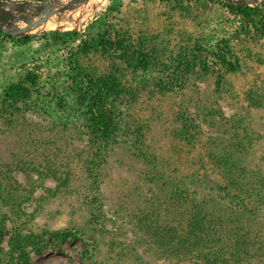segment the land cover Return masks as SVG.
<instances>
[{"label": "rangeland", "instance_id": "obj_1", "mask_svg": "<svg viewBox=\"0 0 264 264\" xmlns=\"http://www.w3.org/2000/svg\"><path fill=\"white\" fill-rule=\"evenodd\" d=\"M97 2L26 37L0 36V173L22 193L0 264H227L216 249L175 256L158 239L161 227L181 232V206L193 199L225 218L232 239L240 230L259 249L262 258L243 264H264V204L254 190L264 188V17L223 0ZM98 35L106 50L74 64ZM76 63L108 88L98 93ZM98 98L110 124L93 164ZM32 157L45 164L31 166ZM219 158L237 166L241 190ZM11 208L0 203V214ZM15 224L38 240L28 262L10 255ZM63 231L71 235L57 241Z\"/></svg>", "mask_w": 264, "mask_h": 264}, {"label": "trees", "instance_id": "obj_2", "mask_svg": "<svg viewBox=\"0 0 264 264\" xmlns=\"http://www.w3.org/2000/svg\"><path fill=\"white\" fill-rule=\"evenodd\" d=\"M231 9L239 11L241 14L249 15L252 14L254 16H263L264 17V3L259 6L251 7V6H243V7H235L232 5H228ZM62 37H77V32H67L60 33ZM4 36L6 38H11L10 35L5 34L2 30H0V36ZM110 44L109 40L105 39L104 35L97 36L93 38L92 41H85L83 46H79L80 49L78 54L75 56L74 64L76 61L79 62V58L81 54L87 55L88 53H97L99 50H106ZM77 74L83 76L84 79L88 80L95 88L98 93L106 90L108 81H105L104 78H101L97 75V72H90L85 67H82L80 63H76ZM97 98V94H96ZM101 100L100 98L94 100V104L92 107V116L91 121L93 124L95 138L93 139V143H95L94 155L92 159V163L95 164L98 157H100V149L101 142L108 134V128L110 124V120L106 113H104L103 108L100 106ZM21 126L20 123H16L13 125V129L17 130ZM42 132H45L41 130ZM37 145L30 146V149L33 151V155L37 153L36 149ZM29 150V149H28ZM213 153V152H212ZM211 153V155H212ZM30 158V165L36 166L45 163L42 160ZM19 164H22L20 158L15 159ZM29 161V160H28ZM230 160L225 161L223 158H219L218 164L225 171L226 177L230 178V182L237 188V190H241L243 186L238 184L237 180L232 178L234 175L235 168L237 166L230 165ZM13 164V163H12ZM235 164V163H234ZM19 166V165H17ZM94 166V165H93ZM13 169V168H12ZM3 173V172H2ZM0 173V203L6 206L12 207L9 209L10 215L7 212L0 214V242L2 241V236L4 233V227L7 221L14 222L12 219V214L16 212L14 208L17 205V201L22 198V193L20 191V186L16 182V180L10 176V174ZM10 173H12L10 171ZM60 180V179H59ZM93 187L96 186V190L99 189V176L98 172L94 170L93 172ZM68 183V179L65 184ZM264 183V182H262ZM92 187V188H93ZM256 191V195L258 197L257 200L261 201L264 204V188L257 187L254 189ZM179 199V198H178ZM99 196L95 195L93 201H98ZM182 201L181 199H179ZM183 202V201H182ZM19 203V202H18ZM183 204L185 211V223L181 224L180 231H178V227H161L156 229V232L160 235L158 239L163 244L162 241H167L169 243H165L164 247H167L169 250L173 248V251L170 253L175 254V256H185L190 254V252L198 251V254L204 258H206V251L209 249H216V251H212L213 256L222 257L224 259V263L227 264H243L245 261L250 258H262L257 253L259 249H255L254 244L250 238H248L242 231L238 230L235 234V239H232V233H229L230 230H227L226 220L222 216H218L214 211H210L209 207L206 206L205 202L196 201L195 199L184 202ZM94 204V203H93ZM230 223H232V218H228ZM15 231L10 242V255H18V259L28 262L27 251L28 248L32 245H36L38 240L36 238H32L30 235H25L21 230H17V226H14ZM221 232V236L218 235ZM71 235L68 231L59 232L56 234L57 241H63ZM1 250V249H0Z\"/></svg>", "mask_w": 264, "mask_h": 264}, {"label": "water", "instance_id": "obj_3", "mask_svg": "<svg viewBox=\"0 0 264 264\" xmlns=\"http://www.w3.org/2000/svg\"><path fill=\"white\" fill-rule=\"evenodd\" d=\"M91 0H0V30L14 37H26L43 30L50 19L75 11ZM235 7L262 5L264 0H223ZM23 24V25H20Z\"/></svg>", "mask_w": 264, "mask_h": 264}, {"label": "bare ground", "instance_id": "obj_4", "mask_svg": "<svg viewBox=\"0 0 264 264\" xmlns=\"http://www.w3.org/2000/svg\"><path fill=\"white\" fill-rule=\"evenodd\" d=\"M101 2V0H91L89 3H93V5H95L96 2ZM97 2V3H98ZM59 24V22L55 19H50L49 22L45 25V26H54Z\"/></svg>", "mask_w": 264, "mask_h": 264}]
</instances>
